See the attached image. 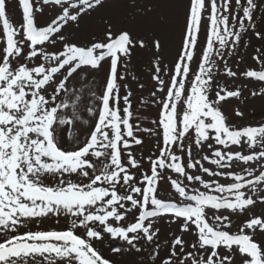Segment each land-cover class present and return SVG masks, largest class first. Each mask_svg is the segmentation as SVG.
<instances>
[{"label":"snow or ice","instance_id":"snow-or-ice-1","mask_svg":"<svg viewBox=\"0 0 264 264\" xmlns=\"http://www.w3.org/2000/svg\"><path fill=\"white\" fill-rule=\"evenodd\" d=\"M107 3L19 0L17 27L8 0H0V264H264V242L256 239L264 235V211L251 213L264 206V124L228 122L220 104L241 89L216 85L213 72L222 61L235 77L226 57L242 34L264 39L256 30L264 0H235L234 7L233 0H189L169 83L160 78L164 37L146 25L114 23L102 14ZM45 6L59 9L46 26L37 19ZM131 7L141 17L153 10L136 0ZM93 25L98 32L77 39ZM136 49L155 56L153 79L163 95L154 128H134L132 93L121 96L118 83L121 61L127 66ZM105 61L101 87L93 73ZM242 75L264 82V70ZM261 94L264 87L251 93ZM77 122L83 139L69 131V148L64 127ZM139 132L154 138L147 169L133 150H142ZM241 215L249 218L233 231ZM53 218L66 227H29Z\"/></svg>","mask_w":264,"mask_h":264},{"label":"rangeland","instance_id":"rangeland-1","mask_svg":"<svg viewBox=\"0 0 264 264\" xmlns=\"http://www.w3.org/2000/svg\"><path fill=\"white\" fill-rule=\"evenodd\" d=\"M35 2V0H33ZM132 0H108L105 8L102 10V14L109 17L115 23L120 21L124 24H136L146 25L155 31L157 35H162V48L160 50L161 68L164 69L160 73V78L165 80L166 83L170 82V72L174 62L178 58V54L182 47V36L185 27L186 12L189 6V0H136L137 6L153 5V10L147 17H141L135 13L131 7ZM261 0H257L260 3ZM235 0H233L234 7ZM239 11V9H235ZM59 9L54 6H45L43 15H37L38 21L46 26L51 19L55 18ZM8 14L10 22L14 26H19L22 23V8L19 4V0H8ZM136 15V19L132 18V15ZM208 13L204 14L202 19L201 31L198 35L197 53L200 52V47L206 41V27L208 25L207 20ZM163 17V19H161ZM256 30L264 32V16L261 12L256 13ZM99 25H93L92 27L83 30V33H77V39L86 40L89 39L94 33L98 32ZM0 39L2 36V27H0ZM60 46L57 45L56 48ZM259 50V51H257ZM255 57V58H254ZM228 61V67L237 75L235 77H229L223 70V62L218 61L219 67L214 69L216 85H223L227 90H235L237 87L241 89V96L239 98H228L222 101L220 104L221 109L225 115L229 118V123L235 126H256L264 124V94L252 96L253 91H259L264 87V82L257 81L255 78H247L242 74L249 70H264V39H258L254 32L249 30L242 34V39L237 45L235 54L230 57H226ZM166 66V67H165ZM110 63L105 61L101 68L93 73V76L97 79L101 87L103 86L105 76L109 70ZM155 56L149 49L133 51L130 63L125 66V62L122 60L118 71L125 75L124 80H118L121 84V96L125 95L127 91H131V123L135 126L139 125L140 128L155 127L152 124L153 120L158 118L159 108L156 101L163 95L159 91V84L153 79L156 74L155 71ZM193 72L197 69V64L193 62L191 64ZM192 76L190 75L188 80L190 81ZM124 84L128 85V89L123 87ZM69 87H72L70 82ZM218 88L214 85L213 98L215 91ZM156 93L155 96L152 94ZM98 94H100L98 92ZM223 95V93H221ZM121 109L123 108V102L121 100ZM239 109L243 113L242 117L235 115L236 109ZM71 109H69V114ZM88 115L85 112L81 119H88ZM82 125L77 122L64 127V139L67 142L69 148L72 147L74 141L68 136V132L71 131L80 135L83 139V133L80 131ZM143 139L144 144L142 150L133 145L137 157H145L144 168L149 167L146 156L153 149L154 138L147 133H136ZM236 150H239L238 148ZM209 150L205 149L207 153ZM247 152V149H245ZM207 165V162H205ZM264 211V206L257 205L251 209V213L259 215ZM249 215H241L238 219L234 220L233 231H236L235 225L241 224L244 220H247ZM31 230H63L66 227L65 222L61 219L60 223H56L55 219H45L39 225L35 221L29 225ZM27 229L22 228L21 232ZM167 229L162 226L161 236L162 239L166 235ZM179 234V233H177ZM256 239L264 242V235L257 233ZM239 264V260H237Z\"/></svg>","mask_w":264,"mask_h":264}]
</instances>
